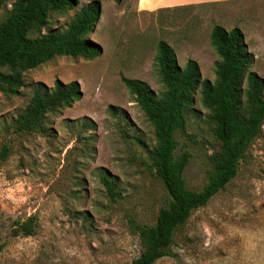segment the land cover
I'll list each match as a JSON object with an SVG mask.
<instances>
[{"label":"rangeland","instance_id":"1","mask_svg":"<svg viewBox=\"0 0 264 264\" xmlns=\"http://www.w3.org/2000/svg\"><path fill=\"white\" fill-rule=\"evenodd\" d=\"M92 2L101 14L88 38L102 55L56 58L26 72L18 95L0 91V152L10 148L0 168V264H131L141 255L130 220L153 226L168 195L150 170L154 129L122 77L163 92L160 41L173 47L181 68L194 60L201 80L215 82L220 57L212 29L239 28L255 58L250 71L264 81V0L152 13L139 12L137 0H75L68 11L51 14L43 34L64 32ZM57 80L78 82L82 99L50 113L43 130L17 132L14 123L34 93ZM193 97L176 154L192 155L184 177L189 189L202 191L220 143L200 89ZM105 175L117 183L115 201L102 184ZM30 216L38 218L37 234L15 236L16 223ZM171 251L157 264H264V124L236 177L177 229Z\"/></svg>","mask_w":264,"mask_h":264},{"label":"trees","instance_id":"2","mask_svg":"<svg viewBox=\"0 0 264 264\" xmlns=\"http://www.w3.org/2000/svg\"><path fill=\"white\" fill-rule=\"evenodd\" d=\"M74 4L75 0H0V12L5 10V15H0L2 93L18 95L24 87L26 72L56 58L93 60L102 55V47L88 38L101 14L99 2L87 5L64 32L43 34L51 14L66 12ZM34 33L38 35L31 37ZM210 37L220 57L215 82L201 80L200 67L194 60L181 68L176 51L164 40L158 43L156 56L163 92H155L146 82L122 77L123 84L154 129L156 145L147 148L150 170L168 195V202L160 209L153 226L130 220L142 247L141 255L131 264H157L164 257L174 256L171 250L177 229L236 177L241 159L263 127L264 81L250 71L255 58L249 52L244 33L239 28L227 31L215 26ZM198 89L205 106L211 109L215 136L220 143L219 152L212 157L208 183L202 191L189 189L184 177L192 155L186 151L176 154L177 135L186 133V113ZM82 97L78 82L65 84L57 80L52 89L43 86L15 121L16 131L43 130L50 113L71 108ZM9 156L10 148L4 146L0 152V168ZM102 184L112 201L121 196L117 183L109 175L103 177ZM15 227V236L30 237L37 234L39 221L36 216H30L17 222Z\"/></svg>","mask_w":264,"mask_h":264},{"label":"crops","instance_id":"3","mask_svg":"<svg viewBox=\"0 0 264 264\" xmlns=\"http://www.w3.org/2000/svg\"><path fill=\"white\" fill-rule=\"evenodd\" d=\"M255 0H137L139 12H156L159 10H174L204 5H223L236 2H250Z\"/></svg>","mask_w":264,"mask_h":264}]
</instances>
